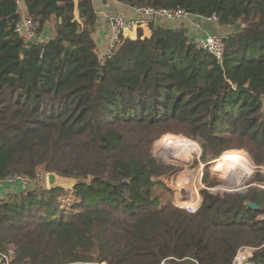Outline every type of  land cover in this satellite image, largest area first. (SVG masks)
<instances>
[{"label": "trees", "instance_id": "trees-1", "mask_svg": "<svg viewBox=\"0 0 264 264\" xmlns=\"http://www.w3.org/2000/svg\"><path fill=\"white\" fill-rule=\"evenodd\" d=\"M117 1L215 15L232 28L224 56L149 20V36L120 34L101 62L93 0H57L53 11L23 0L34 40L14 30L15 1L0 0V179L32 182L0 197V251L13 250L12 264H232L247 246L264 263V188L200 189L190 213L154 181L165 167L152 152L171 133L195 140L203 163L244 149L264 168V0ZM47 172L83 182L48 189Z\"/></svg>", "mask_w": 264, "mask_h": 264}, {"label": "built area", "instance_id": "built-area-1", "mask_svg": "<svg viewBox=\"0 0 264 264\" xmlns=\"http://www.w3.org/2000/svg\"><path fill=\"white\" fill-rule=\"evenodd\" d=\"M18 6V9L22 8V0H14ZM136 15L132 18H124L121 15L114 16L110 20V27L112 30V39L110 42V49L108 52L104 53L100 56L101 62H104L105 59L110 57L113 54L115 46L119 42V35L125 34L124 30H129L132 32L138 26L147 25V22L150 20V17H157L163 16L166 20L172 21L180 18H189L192 17V25L196 29V33L193 34L189 39L194 43V45L202 50H205L209 54H211L217 61H221L224 52H225V36L216 32V31H208L206 29L204 23L214 21L216 22L217 17L215 15L207 16V17H199L196 15H191L186 13L182 8L176 9H160L156 10L152 7H137L136 8ZM15 32L19 37L25 38L26 40H34L35 39V25L33 21L28 17H21L15 24ZM43 40L47 42L49 40L48 37H44ZM187 173V172H186ZM185 173V174H186ZM179 174L178 177L183 178V181H188L187 175ZM154 181L160 182V177L155 176ZM182 181V182H183ZM20 182L23 184V187L29 185L31 180L29 177L24 175H12L7 176L5 178L0 179L1 183H16ZM184 183V182H183ZM194 184L191 187V191L188 193L186 197L177 198L174 205L186 210L187 212L193 213L197 211L201 204V196L199 192L194 188ZM260 187L264 188L262 185ZM213 190L215 188L206 186L205 183H201V189ZM239 192H243V188L240 187L239 189H234ZM264 248V243L262 245ZM252 247L243 246L238 249L232 264H264V263H256L254 262L252 257ZM13 250L8 249L7 251H0V264H12L13 259ZM168 263V261L163 260L160 264ZM82 264H107L104 260H88L82 262Z\"/></svg>", "mask_w": 264, "mask_h": 264}, {"label": "rangeland", "instance_id": "rangeland-1", "mask_svg": "<svg viewBox=\"0 0 264 264\" xmlns=\"http://www.w3.org/2000/svg\"><path fill=\"white\" fill-rule=\"evenodd\" d=\"M222 35L226 36L227 33ZM170 135L185 139V147L183 148V150L179 151V154H172L170 153V151H167L164 148L161 149V140L164 139L166 136ZM171 147L172 150L177 151L176 147ZM234 151L237 153H241L249 159L251 163L246 164V166H250V170L243 169L244 167H242V165H240V163L237 161L231 160L230 162H228L230 158L229 154ZM152 152L157 162L160 163L163 167H165L162 174L158 176L160 177L159 183H162L163 185L171 189V199L173 204L174 202H176L177 198L186 197L188 193L192 190L191 186H193V184L195 186L194 188L199 192L200 195L202 182L205 183L206 186L215 188L213 190L206 189L209 192L235 191L234 189H239L240 187L245 190L246 187L249 185H262L264 187V180H254V176L257 171L264 174V168L258 169L244 149L229 150V152L227 153V158H224L221 161H217L218 158L221 157L220 155L217 159H214L213 161L203 163L200 161L199 158L201 152L200 146L195 140L182 135L167 133L164 134L154 143ZM217 164L218 167L216 168ZM182 173H186L185 175H187L188 181H183V178L178 177L179 174ZM191 177L192 182L190 184L189 181L191 180ZM166 178L168 184L163 181ZM181 181L184 182L182 186H180L179 183ZM178 183L179 185H177Z\"/></svg>", "mask_w": 264, "mask_h": 264}, {"label": "crops", "instance_id": "crops-1", "mask_svg": "<svg viewBox=\"0 0 264 264\" xmlns=\"http://www.w3.org/2000/svg\"><path fill=\"white\" fill-rule=\"evenodd\" d=\"M93 5L97 14V22L95 24L94 32L92 33V39L96 45L98 55L101 56L104 53L108 52L110 49V42L112 39L110 20L117 15H121L126 19L132 18L135 17L137 12L135 7L127 6L117 0H93ZM19 12L21 17H27L23 0L22 8L19 9ZM148 19L153 20L154 23L169 26L171 28H182L189 37L197 32L195 27H193L192 25V17L180 18L172 21L166 20L163 16L150 17ZM204 24L205 25L202 26H205L208 31H216L221 34L228 33L232 30L230 26H221L214 21L206 22ZM137 28H140L143 36H149L150 30L147 25L138 26ZM136 29L132 32H129V34L131 36H134ZM50 31L51 26L47 25V27L45 28V33L41 36L42 40L45 36L49 38ZM22 188L23 184L20 182L1 183L0 197H3L7 193L21 190Z\"/></svg>", "mask_w": 264, "mask_h": 264}, {"label": "water", "instance_id": "water-1", "mask_svg": "<svg viewBox=\"0 0 264 264\" xmlns=\"http://www.w3.org/2000/svg\"><path fill=\"white\" fill-rule=\"evenodd\" d=\"M47 4L50 6L51 11H53L57 6V0H47ZM124 33L126 36L130 37L131 39H134V36H131L129 34V30H124ZM25 50H26V47L22 49L21 54H23ZM236 89L243 90L244 88L237 86ZM82 182L83 180L75 179L73 177L61 176V175H58L56 172H47L45 174V185H46V188L48 189H52L55 187H62L64 189H72L74 185L78 183H82ZM245 204L251 209H254V210L259 209V206L254 202L247 201ZM165 264H169V263H165Z\"/></svg>", "mask_w": 264, "mask_h": 264}, {"label": "bare ground", "instance_id": "bare-ground-1", "mask_svg": "<svg viewBox=\"0 0 264 264\" xmlns=\"http://www.w3.org/2000/svg\"><path fill=\"white\" fill-rule=\"evenodd\" d=\"M161 145H162L161 149L164 148L165 150L170 151V153H172V154H179V151L183 150V148L185 147V139L179 138V137L174 136V135H172V136L170 135V136H166L164 139L161 140ZM171 146L176 147L177 151L172 150ZM229 156H230V158H229L228 162H230L231 160L237 161L240 163V165H242V167H244L243 169H245V170L249 169L250 170L251 167L246 166V164H250L251 162L249 161V159L246 156L242 155L241 153H237L235 151L231 152V154ZM226 158H227V156H226ZM163 181H165L168 184L167 178ZM189 182L191 184L192 177H191V180ZM179 183H180V186H182L184 184L182 181ZM179 183L177 185H179Z\"/></svg>", "mask_w": 264, "mask_h": 264}]
</instances>
